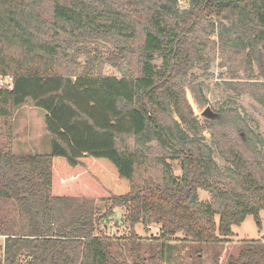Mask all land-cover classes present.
Masks as SVG:
<instances>
[{
  "label": "trees",
  "instance_id": "1",
  "mask_svg": "<svg viewBox=\"0 0 264 264\" xmlns=\"http://www.w3.org/2000/svg\"><path fill=\"white\" fill-rule=\"evenodd\" d=\"M180 1L0 0V77L13 78L12 90L0 87L8 124L0 128V264H129L100 228L115 210L126 214L133 264H165L178 235L228 242L248 216L260 228L264 139L236 109L201 127L186 96L203 107L201 85L180 82L199 60L190 35L215 27L224 43L234 36L232 52L255 63L260 82L240 92L264 110V0ZM91 39L112 46L104 53L111 66L135 57V71L95 72V49L83 45ZM72 47L87 61L72 57L79 72L62 74ZM235 84L223 85L237 92ZM27 100L46 113L49 155L13 153L9 123ZM151 143L166 153L163 173L144 178ZM176 159L179 176L166 161ZM138 224L156 225L161 236L138 237ZM227 264H264V239L242 241Z\"/></svg>",
  "mask_w": 264,
  "mask_h": 264
},
{
  "label": "rangeland",
  "instance_id": "2",
  "mask_svg": "<svg viewBox=\"0 0 264 264\" xmlns=\"http://www.w3.org/2000/svg\"><path fill=\"white\" fill-rule=\"evenodd\" d=\"M182 8H186L183 0L179 2ZM225 37L226 42H222L218 36V31L214 27H199L195 35H190L191 40L195 42L199 52V60L195 66L186 74L185 78L180 82L182 87L186 88L189 83L200 84L203 95L206 98V104L201 107L196 105L190 93L186 91V96L191 105L194 115L201 127H206L209 119L204 115V110L208 108L215 116L218 111L236 109L240 115L241 121H245L246 125L252 132L258 134L264 139V110L255 103L250 93L240 92L246 90V83L260 82V77L257 72L255 63H249L243 55H236L232 52L230 43L227 42L230 37ZM227 43V44H226ZM84 47L95 49L94 71L99 72L104 76L122 77L129 71H135L136 59L129 57V60L124 61L120 67L111 66L105 61L104 53H110L112 46L107 42H95L93 39L83 44ZM230 45V46H227ZM80 47L82 45H79ZM70 61L61 60L59 62L58 72L62 74L72 75L79 72L78 66L72 62V57L76 58L78 65L82 67L86 63V56L77 54V49L72 47L67 51ZM98 57V58H97ZM119 63V60H118ZM76 68L78 69L76 71ZM224 83H237L234 88L237 92H229L226 90ZM244 85V86H243ZM245 111V112H244ZM222 112V111H221ZM14 120L10 121L13 146L17 149L13 153L21 155H30L32 153L30 147L34 146L36 154L42 155L44 150L50 153L51 138L45 130V115L43 110L35 108L30 100L18 108L14 112ZM228 114V113H227ZM175 120L172 116L167 119ZM4 123L0 120V128H3ZM13 127V129H12ZM207 141L209 140L206 134ZM264 150V148H263ZM143 152L148 156L147 164L144 169V178L147 176L154 177L162 174L161 163L165 159L166 153L155 144L151 143L143 147ZM216 157V156H215ZM214 157V158H215ZM216 159V158H215ZM177 160V159H176ZM166 160L172 167V172L175 176L181 175L179 160ZM218 162L219 160L216 159ZM220 166L223 165L221 162ZM143 176V175H142ZM198 196L202 201L209 200V194L204 191H198ZM107 207L103 206L100 217L104 215ZM261 226L258 228L253 217L248 216L240 225L233 227L235 233L228 242L223 243H196L192 241H184L181 236L171 238L165 248V264H227L228 258L236 254L237 249L242 241L263 240L264 239V211L259 213ZM101 223V222H100ZM109 236L116 237L115 249L119 251V260H126L129 264H133L135 257L125 249V242L130 237V227L126 221V214L123 210H115L111 218H107L100 224ZM135 234L142 238H158L161 236L159 227L151 225L144 228L141 224L135 226ZM0 238V256H1ZM117 245V246H116ZM120 245V246H119ZM119 246V247H118ZM145 247L143 250H147Z\"/></svg>",
  "mask_w": 264,
  "mask_h": 264
},
{
  "label": "built area",
  "instance_id": "3",
  "mask_svg": "<svg viewBox=\"0 0 264 264\" xmlns=\"http://www.w3.org/2000/svg\"><path fill=\"white\" fill-rule=\"evenodd\" d=\"M6 86L9 90L13 88V78L11 76L0 77V87Z\"/></svg>",
  "mask_w": 264,
  "mask_h": 264
},
{
  "label": "crops",
  "instance_id": "4",
  "mask_svg": "<svg viewBox=\"0 0 264 264\" xmlns=\"http://www.w3.org/2000/svg\"><path fill=\"white\" fill-rule=\"evenodd\" d=\"M14 115H15V114H14ZM13 118H14V117H13ZM13 120H14V119H13ZM13 120H12V121H13ZM35 148H36V147H34V146H31V147H30V149H31V151H32V153H31L30 155H34V154H36V152L34 151ZM14 149H17V146H13V150H14ZM46 152H47V149L44 150V152H43L42 155H49V154H44V153H46ZM232 229H233V228H232ZM232 231H233V230H232ZM233 233H234V232H233ZM234 234H235V233H234ZM1 245H2V243H1Z\"/></svg>",
  "mask_w": 264,
  "mask_h": 264
},
{
  "label": "water",
  "instance_id": "5",
  "mask_svg": "<svg viewBox=\"0 0 264 264\" xmlns=\"http://www.w3.org/2000/svg\"><path fill=\"white\" fill-rule=\"evenodd\" d=\"M203 113L208 118H213L214 117V115L210 112V110L208 108H206Z\"/></svg>",
  "mask_w": 264,
  "mask_h": 264
}]
</instances>
